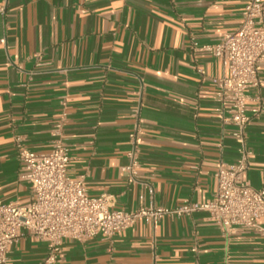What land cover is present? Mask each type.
<instances>
[{"label":"crops","instance_id":"crops-1","mask_svg":"<svg viewBox=\"0 0 264 264\" xmlns=\"http://www.w3.org/2000/svg\"><path fill=\"white\" fill-rule=\"evenodd\" d=\"M247 1L0 0V200L31 201L17 141L47 152L61 119L69 175L84 176L92 196L111 194L115 209L211 200L219 166L237 162L239 151L216 83L228 68L192 42L213 44L233 32ZM259 69L264 79V61ZM247 95L252 155L244 178L262 188L264 83ZM137 123L130 181L123 168ZM48 252L27 235L5 264H38ZM57 264H264V233L237 227L226 236L206 211L157 226L139 219L112 239H65Z\"/></svg>","mask_w":264,"mask_h":264},{"label":"built area","instance_id":"built-area-1","mask_svg":"<svg viewBox=\"0 0 264 264\" xmlns=\"http://www.w3.org/2000/svg\"><path fill=\"white\" fill-rule=\"evenodd\" d=\"M4 7L0 6V13ZM195 50L211 53L222 60L229 71L218 78V93L229 104L230 135L238 143L239 159L235 163H222L215 176L217 191L207 202L186 201L171 208L151 202L135 211L115 209L109 193L92 196L84 176L72 177L68 172L70 147L65 141V121L61 119L53 132L52 148L36 152L20 140L16 147L22 163L21 178L31 186L30 202L0 200V264L9 259L11 247L30 235L48 245V255L38 264H57L61 259L65 239L86 242L102 236L112 239L143 219L155 226L165 217L190 215L206 211L226 236L237 227L256 228L264 233L260 220L264 218V187L255 188L244 178L252 151L248 144L247 127L252 121L248 113L249 87L260 88L264 79L259 65L264 61V0H248L242 21L233 32L213 44H199L193 40ZM199 71H202L199 69ZM262 105L255 109L259 114ZM141 126L136 124L130 133L131 162L123 170L134 181V168L138 163ZM153 193V189L150 190Z\"/></svg>","mask_w":264,"mask_h":264}]
</instances>
